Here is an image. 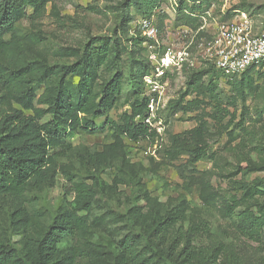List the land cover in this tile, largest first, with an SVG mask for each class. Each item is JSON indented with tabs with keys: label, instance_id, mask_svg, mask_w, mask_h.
Returning <instances> with one entry per match:
<instances>
[{
	"label": "rangeland",
	"instance_id": "374dc122",
	"mask_svg": "<svg viewBox=\"0 0 264 264\" xmlns=\"http://www.w3.org/2000/svg\"><path fill=\"white\" fill-rule=\"evenodd\" d=\"M154 9L157 33L147 38L137 22ZM236 10L249 13L256 29H264V0H43L36 12L27 8L6 36L8 63L2 64L26 68V83L36 90L34 107H47L73 63L84 65L94 97L116 72L122 90L103 116L88 110L85 116L95 128L79 130L71 147L55 156L51 182L30 183L18 205L0 197V241L23 250L25 239L38 235L57 209L74 207L72 181L89 182L98 159L106 187L94 195L89 210L79 211L88 226L73 244L102 254L85 264H117L125 236L134 237L136 262L170 264L160 246L138 236L168 217L172 222L165 248L173 241V258L178 254L181 264H264V225L249 229L240 219L242 212L256 215L260 200L244 196L239 186V181L252 185L264 177V64L242 76L216 77L209 85V62L201 52L215 27L232 19ZM172 43L188 46L192 64L168 78L161 132L137 141L115 135L108 122L118 121L143 93L149 55L158 57ZM192 74L195 80L188 84ZM65 79L74 87L78 76ZM49 118L47 114L41 121ZM115 141L116 156H100ZM122 155L129 162L120 173ZM197 155L202 157L195 160ZM119 174L127 175L125 182L113 191L112 178ZM18 206L25 211V230L10 223ZM135 210L145 222L133 220ZM187 236L190 254L185 258Z\"/></svg>",
	"mask_w": 264,
	"mask_h": 264
},
{
	"label": "trees",
	"instance_id": "16d2710c",
	"mask_svg": "<svg viewBox=\"0 0 264 264\" xmlns=\"http://www.w3.org/2000/svg\"><path fill=\"white\" fill-rule=\"evenodd\" d=\"M43 0H0V197H8L17 205L30 183L51 182L55 176L54 160L57 154L65 153L71 147L70 140L79 133V130L90 131L95 127L85 116L88 110L93 111L94 116H103L110 111L122 90V77L116 72L107 80L100 90L99 96L92 94V79L87 74L84 65L73 63L66 67L60 80L55 85L54 95L50 98L46 108H36L33 105L36 97L35 87L27 85L25 80L26 68L11 69L8 65L10 41L6 38L14 31L15 23L26 15V9L37 11ZM182 1L179 2L181 6ZM157 8V7H156ZM155 8V9H156ZM155 9L144 13L142 17L154 15ZM132 18L128 17L127 24ZM144 38V37H142ZM150 63L145 62V72L149 71ZM250 67L241 75H244ZM205 72L210 73L209 85L222 74L209 63ZM78 76L76 85L69 86L66 77ZM192 74L188 84L195 78ZM231 78V77H225ZM215 87V85H213ZM143 87V82H142ZM146 98L137 95L130 102V110L123 112L118 121H110L111 130L117 136H124L130 141L154 137L155 130L143 124L136 117L143 118L147 114ZM168 103V106H170ZM25 110L32 111L25 113ZM50 115L46 121H41L45 115ZM116 141L103 147L100 156L114 158L117 151ZM59 146L60 151H53ZM119 163V172L123 173L128 166V160L122 155ZM202 157H196L198 160ZM101 162L95 161V169L86 181H72L74 207L57 209L51 216L48 224L36 236L25 239L23 250L10 246L0 241V264H85L95 261L102 253L95 249H81L75 246L81 233L88 226L87 216L79 211L90 209L96 193L105 190L101 173ZM127 175L119 174L112 178L113 191L118 184L125 182ZM240 189L244 196L259 199L255 203L256 215H246L242 212L240 219L249 229L264 225V177L256 178L252 185L239 181ZM25 211L19 206L10 215V223L19 229L25 230L27 220ZM133 220L145 222L140 210L132 212ZM172 217L159 220L155 226L147 232V227L140 230L138 236L145 238L159 248L163 260L170 264H181L178 254L173 258V241L165 248L168 238V227ZM190 236L185 237L183 254L188 257L187 245ZM134 237L125 236L121 241L120 254L117 264H145L136 262L134 258ZM182 252V251H181ZM182 254V253H181ZM172 255V256H171ZM180 255V254H179ZM172 257V260H171Z\"/></svg>",
	"mask_w": 264,
	"mask_h": 264
},
{
	"label": "built area",
	"instance_id": "2783aa9c",
	"mask_svg": "<svg viewBox=\"0 0 264 264\" xmlns=\"http://www.w3.org/2000/svg\"><path fill=\"white\" fill-rule=\"evenodd\" d=\"M151 17H141L137 22L142 36L147 38L155 37L157 33ZM201 48L205 61L211 63L223 77L239 76L250 67L264 64V29H256L249 13L236 10L232 19L215 27L211 39ZM156 54L149 55L150 68L142 79L147 114L140 119L136 117L135 121L141 120L150 129L160 133V110L166 103L163 94L168 78L170 74L180 73L186 64L192 63L187 45L172 43V46H165L158 57Z\"/></svg>",
	"mask_w": 264,
	"mask_h": 264
}]
</instances>
